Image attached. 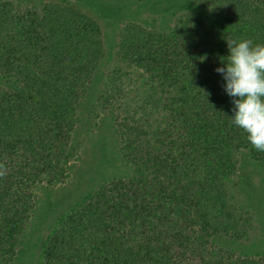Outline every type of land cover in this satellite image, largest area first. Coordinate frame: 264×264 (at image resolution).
<instances>
[{
  "label": "trees",
  "instance_id": "16d2710c",
  "mask_svg": "<svg viewBox=\"0 0 264 264\" xmlns=\"http://www.w3.org/2000/svg\"><path fill=\"white\" fill-rule=\"evenodd\" d=\"M130 1L135 19L118 28L106 58L100 23L76 3L0 0V264H16L35 186L69 177L86 106L89 119L96 108L112 113L131 173L75 204L45 239L40 264H264L263 254L219 241L264 227V197L243 203L228 186L240 152L263 172L264 152L232 123L216 71L227 63L225 37L264 44V0H168L162 26L160 0Z\"/></svg>",
  "mask_w": 264,
  "mask_h": 264
},
{
  "label": "rangeland",
  "instance_id": "374dc122",
  "mask_svg": "<svg viewBox=\"0 0 264 264\" xmlns=\"http://www.w3.org/2000/svg\"><path fill=\"white\" fill-rule=\"evenodd\" d=\"M14 1L30 6L43 0ZM63 1L76 3L81 10L92 15L100 23L106 58L114 56L118 28L128 19H135L126 14L127 6L131 1ZM167 5H169L168 0H160V3L153 5L155 14H157L155 23L159 26L171 22V13ZM131 14H137L136 19L144 24H148L151 18L139 8L131 9ZM0 82H2L1 78ZM95 88L97 87L94 86L92 92ZM96 110L97 114L90 119L87 106L80 110L78 123L72 134V144L76 147L77 157L71 164L67 180L55 185L38 184L35 186V206L20 239L16 264H40L45 239L65 214L100 184L120 176H128L131 173V167L124 162L118 151L112 113L97 108ZM237 159L236 172L228 182L233 194L243 203L247 196L263 199L264 172L262 168L245 151L240 152ZM257 204L259 203H256L255 199L250 204V213L255 216L254 207ZM260 209L264 212V202ZM254 226L246 240L233 241L220 238L219 241L236 252L264 255V227Z\"/></svg>",
  "mask_w": 264,
  "mask_h": 264
},
{
  "label": "clouds",
  "instance_id": "9594fccd",
  "mask_svg": "<svg viewBox=\"0 0 264 264\" xmlns=\"http://www.w3.org/2000/svg\"><path fill=\"white\" fill-rule=\"evenodd\" d=\"M225 39L229 54L222 63H227L216 71L223 75L225 91L232 97V123L247 134L254 149L264 152V44Z\"/></svg>",
  "mask_w": 264,
  "mask_h": 264
}]
</instances>
